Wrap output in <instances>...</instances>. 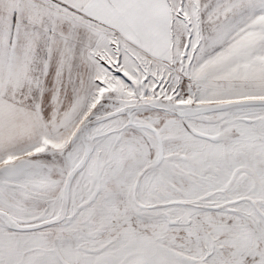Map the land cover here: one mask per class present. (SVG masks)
Returning a JSON list of instances; mask_svg holds the SVG:
<instances>
[{"label":"snow or ice","instance_id":"6c2138e0","mask_svg":"<svg viewBox=\"0 0 264 264\" xmlns=\"http://www.w3.org/2000/svg\"><path fill=\"white\" fill-rule=\"evenodd\" d=\"M0 264H264V0H0Z\"/></svg>","mask_w":264,"mask_h":264}]
</instances>
